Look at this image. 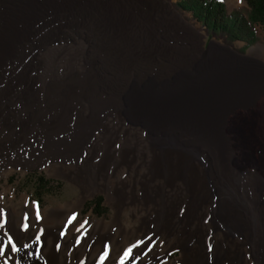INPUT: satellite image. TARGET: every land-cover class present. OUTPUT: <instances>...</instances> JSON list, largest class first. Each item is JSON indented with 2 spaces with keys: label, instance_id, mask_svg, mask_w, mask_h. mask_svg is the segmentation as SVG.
Listing matches in <instances>:
<instances>
[{
  "label": "rangeland",
  "instance_id": "1",
  "mask_svg": "<svg viewBox=\"0 0 264 264\" xmlns=\"http://www.w3.org/2000/svg\"><path fill=\"white\" fill-rule=\"evenodd\" d=\"M171 1L68 0L63 4L60 0H32L42 11L39 28L32 27L15 43L11 54L0 57V223L6 225V215L20 213L27 206L46 217L52 209L81 201L71 220L72 232L88 217L107 223L117 214L126 229L140 227L147 212L137 205L130 190L121 187L123 183L138 185L140 166L136 161L120 159L105 175L103 184L85 188L68 172H57L50 166L53 152L60 150L56 147H62L51 141L64 143L78 129L91 124L82 110L85 100L94 102L102 96L109 116L121 113L127 122L146 125L157 117L138 105L158 102L155 94L168 88L185 70L264 71V53L251 51L264 44V25H254L257 39L241 49L243 40L229 44L205 35L190 12L173 7ZM222 1L228 10L245 5L244 0ZM172 19L175 24L171 26ZM151 29L153 32H148ZM184 31L191 33L187 40L181 38ZM184 47L196 52L193 67H186L178 55ZM76 55L81 57L84 70L60 77L62 61ZM45 71L57 72L45 75ZM145 91L152 93V100H146ZM189 118L163 117L174 124L168 129L185 144L216 136L225 140L237 158L244 149L237 139L244 138L248 140L244 152L250 148L252 155H264V84L257 90L255 102L236 104L222 116L203 117L210 120L202 123L203 129L191 127ZM207 123L212 125L210 130ZM98 129L99 124L83 141L95 136ZM201 145L213 161L212 150ZM84 146L80 141L72 146V153L77 154ZM65 148L63 144L64 153ZM65 155L67 152L61 156ZM244 170L247 177L264 173V167L253 162ZM36 174L48 179V187L40 195L33 189ZM97 195L101 214L87 207ZM138 234L143 235L140 230ZM213 237L215 242L222 239V231H214ZM176 242V236H160L138 260L142 264H180L184 252L175 247Z\"/></svg>",
  "mask_w": 264,
  "mask_h": 264
},
{
  "label": "bare ground",
  "instance_id": "2",
  "mask_svg": "<svg viewBox=\"0 0 264 264\" xmlns=\"http://www.w3.org/2000/svg\"><path fill=\"white\" fill-rule=\"evenodd\" d=\"M60 1L68 4V0ZM40 12L32 0L1 1L0 57L9 54L32 27L39 28ZM190 37L191 33L184 31L181 38ZM251 51L264 53V44ZM179 52L184 65L192 66L196 52L186 47ZM62 62L60 77L84 67L79 55ZM263 84L264 71L185 70L166 90L155 94L158 102L138 105L157 117L146 125L127 122L121 113L109 116L102 96L94 102L85 100L82 110L91 124L64 143L51 141L56 146L64 144L67 155L62 157L66 152L56 147L60 150L53 152L50 166L57 172H68L89 188L94 183L103 184L120 159L136 161L140 166L138 185L123 183L121 187L133 193L137 205L146 210V219L140 227L129 230L119 214L107 223L88 217L72 232L71 220L81 201L52 209L46 217L27 206L20 213L6 215V225L0 223V264H142L138 256L148 253L160 236L177 237L174 246L184 252L180 264H264V173L244 175L247 163L264 167L263 153L254 156L249 147L244 152L248 143L244 138L237 139L244 148L237 158L225 140L216 136L185 144L169 130L173 123L163 119L185 115L190 117L187 123L191 127L203 129L202 123L210 121L203 117L222 116L236 104L255 102ZM144 95L152 100V93L145 91ZM97 124L98 133L83 141ZM80 141L85 146L74 155L72 146ZM201 144L212 150L213 161ZM218 229L223 238L215 242L213 232Z\"/></svg>",
  "mask_w": 264,
  "mask_h": 264
},
{
  "label": "trees",
  "instance_id": "3",
  "mask_svg": "<svg viewBox=\"0 0 264 264\" xmlns=\"http://www.w3.org/2000/svg\"><path fill=\"white\" fill-rule=\"evenodd\" d=\"M245 5L226 9L222 0H173V7L189 11L199 22L207 36L219 37L225 43L243 40L241 49L257 39L254 25H264V0H244ZM33 189L40 195L48 187V179L40 174L33 176ZM97 214L103 213L100 196L93 197L87 204Z\"/></svg>",
  "mask_w": 264,
  "mask_h": 264
},
{
  "label": "snow or ice",
  "instance_id": "4",
  "mask_svg": "<svg viewBox=\"0 0 264 264\" xmlns=\"http://www.w3.org/2000/svg\"><path fill=\"white\" fill-rule=\"evenodd\" d=\"M13 250H14V251L16 250L15 247H13Z\"/></svg>",
  "mask_w": 264,
  "mask_h": 264
},
{
  "label": "water",
  "instance_id": "5",
  "mask_svg": "<svg viewBox=\"0 0 264 264\" xmlns=\"http://www.w3.org/2000/svg\"><path fill=\"white\" fill-rule=\"evenodd\" d=\"M227 9V8H226ZM228 10V9H227Z\"/></svg>",
  "mask_w": 264,
  "mask_h": 264
}]
</instances>
